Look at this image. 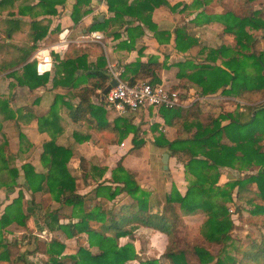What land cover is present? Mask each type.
Returning <instances> with one entry per match:
<instances>
[{
	"label": "trees",
	"instance_id": "1",
	"mask_svg": "<svg viewBox=\"0 0 264 264\" xmlns=\"http://www.w3.org/2000/svg\"><path fill=\"white\" fill-rule=\"evenodd\" d=\"M64 1L40 0L39 4L45 12L55 13V4H62ZM105 1L108 10L114 13L113 18L129 15L153 31H156V25L151 21L153 10L162 5L174 10L179 4L170 5L167 0ZM88 3L89 0H76L72 9L74 21L84 13L81 12V6ZM196 4H202V0L191 3L192 6ZM241 9V14L231 10L214 16L198 14L200 18L194 21L201 24L218 21L222 23L223 31L231 35L233 42L230 45L211 49V54L207 53L204 57V60L214 62L220 57L223 66L193 64L189 61L183 67L189 70L184 73L185 77L201 93H214L225 87V94L251 102L264 97V49L255 47L256 36L260 34L264 38V3L263 0H243ZM108 22L109 19L98 21L89 30L102 29ZM8 23L14 28L18 26L19 19L9 20ZM127 28L130 31V27ZM32 29L34 40L47 32V26H41L38 21H32ZM6 33L11 35L9 31ZM173 33L175 47L179 51L185 52L197 42L181 27L175 28ZM155 35L157 40H161L158 37L163 35L165 41H168L171 32L164 31ZM90 52L91 50L72 46L58 59V76L53 79L54 86L72 88L73 96L79 99L76 108L69 111L71 120L76 123L86 122L93 130L104 132L103 137L112 139L111 141L120 140L130 132L137 134L138 128L129 118L116 117L114 126L111 127L106 121L104 110L91 103L90 98L95 94L105 106L100 99L101 94L96 93V90L104 89L108 76L105 73L104 55L95 51L96 64H88L86 59ZM28 55V51L22 50L19 61H0V72L16 67ZM160 66L156 61H135L126 65L122 77L129 84L146 77L150 78V83L156 84L159 81L153 70ZM129 72L132 73L131 76ZM8 75L14 76L19 84L29 88H36L48 81V73L36 74L33 62L25 63L20 72L12 70ZM55 103L56 101L52 107ZM159 110L165 123L183 126L184 135L180 134L174 139L160 136L155 143L165 146L169 156L180 153L184 155L183 172L187 180L184 193L172 186L161 212L151 211L150 194L140 188L133 173L124 167L121 160L115 161L109 170V176L100 177L87 194L79 193L77 186H84L88 178L93 176L92 172L101 175L100 169H105L81 157L80 175L72 174L68 167L72 149L68 146L58 145L53 141L43 144L41 158L46 165L44 172L35 171L30 163L22 165L24 179L31 189L32 197L36 192H41L50 194L59 203V207L43 214V221L49 231H59L67 239L78 240L75 251L63 255L66 245L57 237L52 236L46 241L35 238L34 249L40 250L45 256L42 264H127L134 259L140 260L133 243L129 240L121 243L120 239H133L134 231L141 226L165 234L167 243L159 257L140 260L139 264H195L188 259L192 254L197 257L198 264H264V104L255 108L250 106L247 112L226 111L218 116L201 111L197 105L186 109L161 107ZM0 116L2 120L12 117L6 100H0ZM224 120L226 123H222ZM43 121L46 122L47 119ZM0 137L4 138V135L0 134ZM20 139H23L21 133ZM142 143L143 140L134 139L136 147ZM2 151L3 146H0V162L5 166L7 160L3 158ZM249 167L260 168L256 173H245L224 183L219 180L220 168L242 171ZM17 173L16 168L9 169V181L5 185H16ZM233 189L237 190L238 197L252 194L248 198L250 205L248 204L247 216L239 215L250 227L256 228L250 231L246 242L240 237L230 236L233 221L226 202L231 200ZM122 193L130 196L131 201L120 205L119 210L107 209L103 206V201H100L101 198L114 200ZM23 197V193L19 191L17 197L6 207L1 221L3 226L13 221L25 224L27 214L23 209ZM61 206L70 207L71 216L77 220L61 223ZM197 211H202L206 216L199 226L202 240L190 243L179 235L178 226L183 225L181 213L189 216ZM82 234L86 245L79 241ZM228 240H231L230 244H235L233 251L238 257L223 253L224 249L215 254L211 252L212 244L219 243L223 246Z\"/></svg>",
	"mask_w": 264,
	"mask_h": 264
},
{
	"label": "crops",
	"instance_id": "2",
	"mask_svg": "<svg viewBox=\"0 0 264 264\" xmlns=\"http://www.w3.org/2000/svg\"><path fill=\"white\" fill-rule=\"evenodd\" d=\"M1 1L3 2L0 5V49H2V52H0V61L13 62L15 59L19 61L22 56V50L28 51L29 55L24 62L20 61L16 67L0 73V100H6L8 102V109L12 114L11 118L5 120H2V116H0V134L4 135V138L0 137V146H3V158L5 157L7 160L5 166L0 162V264H23L24 262L27 264H41L45 256L40 250L34 249L33 241H35V238L39 241H46L50 237L55 236L66 245L62 253L63 255L75 251L74 244L76 245L78 241L76 238L67 239L59 231H49L43 221V214L46 210L40 206L37 198L40 196H49V194L36 192L32 197L31 189L24 179L22 169L24 163L32 164L37 172L46 171V165L41 158L43 144L46 141H53L58 145L68 146L72 149V156L69 159L68 167L70 169L71 160L77 157V172L73 173L70 169L71 173L76 176H79L81 173L79 167L81 157H84L91 164L97 166H99L97 162L102 165L109 158L114 159V162L121 160L126 169H131L133 173L135 172V175H133L140 188L150 194V208L152 212L162 211L166 196L169 194L167 192L168 186H176L181 193H184L187 186L185 183L186 180H182L183 170L180 173L181 175H178L173 169V161H181L182 163L184 160V155L181 153L180 155L168 156L167 166L170 167L169 163L171 164V169L169 168L168 172L169 176L162 177L159 186L155 185L153 181L154 177L151 174L143 172L145 171L143 169H139V167L143 168V160L153 155L159 157L161 151L164 153L168 152L165 146H160L155 143L157 138L163 136L166 139H174L180 134L184 135L183 126L165 123L159 109H153L152 107L141 108L134 112L118 115L114 109L102 105L95 94L92 95L90 98L91 103L104 110L106 121L111 127L114 126V119L116 117H126L138 128L137 134L130 132L122 139L113 141H111L112 139L103 137L104 132L90 128L86 122L76 123L71 120L69 111L76 108L79 99L73 96L72 88L62 85L54 86L53 79L55 80V76H58V59L63 57L64 53L72 46L91 50L86 59L88 64H96L97 55L94 53L95 51L103 54L106 74L108 63L121 65L125 69L126 65L134 63L135 61L144 63L156 61L160 63V68L153 70L159 83L178 89L184 98L193 100L188 106L179 107L182 109L197 105L201 111L218 116L220 113L229 111L225 109L219 111V108L221 106L227 107L229 104H232L233 100H240L241 103L247 104L246 101L240 98L225 94L223 91L225 87L219 88L214 93H201L185 77L184 73L189 70L185 71V67H183L189 61L193 62V64L209 63L223 66L220 57H217L215 62L206 61L204 57L211 54V49H217L222 45H230L232 43L231 35L223 31V25L218 21H210L203 24L195 23L194 21L200 18L197 16L198 14L204 13L209 16H214L231 10L236 14H241V3L243 0H237L239 2V11H236L232 6L225 7V4L221 5V0H202V4L193 6L191 5L192 2L200 0H167L170 5L176 4L173 2H181L183 4L175 12L168 11L165 5L155 8L151 14V21L156 25V31L150 30L129 15H124L119 19L113 18L114 13L108 10L105 0H89L88 4L81 6V12L84 11V13L75 21L72 19V9L76 0H65L62 4H55V13L45 12L44 8H41L39 4L40 0ZM231 1L226 0V2ZM192 8H194L192 11H187ZM208 8H210L209 11L207 10ZM181 13H191L193 15L187 18L183 24L171 25L170 22L174 17L180 16ZM100 15H103V20L109 19V22L104 28L96 30L102 35L101 40L78 41L79 34L90 31V26L96 23L95 20ZM16 19H19L18 26L11 28L8 21ZM32 21H38L41 23V26H47L46 34L37 40L32 38ZM127 27H130V31ZM178 27L183 28L188 35L197 40L185 52L179 51L175 47L173 32ZM64 30H67L69 38L73 41L63 54L51 51L50 46L58 40L59 33ZM7 31L10 32V36L7 35ZM164 31L171 32L169 40L165 41V36L163 35H159L158 38H161V40H157L155 34H160ZM259 39L264 42V38L258 34L255 45ZM37 50H45V54L48 53L44 57V60L40 62V68L45 70V73H48V81L44 85L36 88H29L26 85L19 84L14 76L8 74L12 70L20 72L22 66L28 62L35 63L36 67L37 60L34 54ZM180 64L181 66H179ZM129 75L131 76L132 73L129 72ZM141 80L150 81V78L146 77ZM96 93H100V99H102V91L97 89ZM198 95L208 98L199 100L196 99ZM54 101L56 103L52 107ZM239 110L241 111L243 108ZM43 119H47V121L44 122ZM222 123H226V120ZM20 133L23 135V139H20ZM134 139L143 140V143L139 147H136L134 145ZM122 140H125L128 146L127 153L125 154H120L118 149V145ZM151 146L156 147L159 153L157 154ZM82 149H84L83 153H80L78 156L74 155L75 150ZM13 168H16L18 172L16 185H5L9 181V169ZM108 172L106 176H109L110 172ZM95 185L96 183L93 182L91 177L88 178V182L84 186L78 185L77 187L79 193L87 194ZM87 188L90 189L88 190ZM82 190L88 191L84 192ZM19 191L24 196L22 203L24 212L27 214L26 222L24 225H21L13 221L3 226L1 222L2 215L6 207L17 197ZM151 196L153 197L151 198ZM117 197L127 199H124L120 205L131 201L130 196L124 193L119 194ZM116 198L111 200V202L114 203ZM100 201L107 202L109 200L101 198ZM103 206L105 207L106 205L103 203ZM57 207H59V203ZM64 207L70 209L68 206H61L60 212ZM106 208L109 209L108 207ZM110 209H114V207ZM117 210H119V207ZM42 211L44 212L43 214H41ZM71 212L68 215L65 214L66 212H61L63 216L60 217L59 221L61 223L70 222V220L72 222L76 221L77 219L71 216ZM35 222L39 223L41 226L40 229H42L40 231L44 232L46 237H43L39 233H33ZM30 229L32 230L31 233L34 234L33 236L24 234L26 230L30 231ZM144 233L149 235L145 239L142 237ZM84 238L85 236L82 234L79 240H83L84 242ZM123 238L134 244L135 241L138 243L143 240V247L146 250L138 252L134 245L136 253L138 256L143 254L147 257L155 258L161 255L167 243L165 234L143 226L134 231L133 239L130 240L128 237ZM158 238H161L164 242ZM154 239L160 242L162 241L163 245L162 248H158L157 246L158 249L155 250L157 254L152 255L151 252L154 251H152L153 249H149L148 246L150 244H156V240L154 241ZM139 250H141V247H139ZM38 256H40V260L38 259L39 263L33 259L34 257L38 258ZM66 264L70 263L66 262Z\"/></svg>",
	"mask_w": 264,
	"mask_h": 264
},
{
	"label": "rangeland",
	"instance_id": "3",
	"mask_svg": "<svg viewBox=\"0 0 264 264\" xmlns=\"http://www.w3.org/2000/svg\"><path fill=\"white\" fill-rule=\"evenodd\" d=\"M173 3H177V2H173ZM179 4L176 6V8L174 10H172L169 6L165 7L166 9H168V11L170 10L171 12H175L176 9H178L179 7L182 6L183 3L181 2H178ZM220 4H225V7L227 6H232V8H234L236 11H239L238 9V5H239V2H237V0H232L231 2H226V0H221ZM234 5V7H233ZM194 8L192 9H188L187 11H192ZM208 11L210 10V8L207 9ZM177 12V11H176ZM191 15V13H184L180 16H176L174 17V19L170 22L171 25H178V24H183L184 22H186V19L189 18ZM259 38V37H258ZM232 42H233V39H232ZM255 47L259 50H262L264 49V42L262 40H258L257 41V44L255 45ZM185 71H188L186 69H184ZM2 72V71H1ZM0 72V73H1ZM1 79V78H0ZM235 98H239L238 96H233ZM243 100V99H241ZM243 101H246V100H243ZM247 104L245 103H241L240 100H233L232 101V104H229L227 107H224V106H221L219 108V111H222L223 109L225 110H229L230 112H237V111H240L239 109L243 108V112H247L248 111V108L250 106L252 107H260L261 105L264 104V97L259 99V100H256V101H246ZM237 110V111H236ZM218 111V110H217ZM228 111V112H229ZM152 149H154V151L157 152V154L159 153L158 149L154 146H151ZM84 152V149L82 150H75L74 152V155L75 156H78L80 153H83ZM156 154V153H155ZM164 152L161 151V153H159V157L158 156H150V158L148 159H145L143 160V168L139 167L140 170H145L143 172H147L148 174H151L153 177H154V183L155 185L159 186L161 184V178L162 177H166V176H169V168L171 169V164L169 163L170 167H168L167 170H164L163 169V163L161 162V158L163 156ZM74 156V157H75ZM73 157V158H74ZM77 157H75L74 160H71V163H70V169L73 173H76L77 170H78V167H77ZM173 161V160H172ZM173 169L175 171V173L177 172V174L179 175L182 170H183V163H181V161H173ZM99 164V166L103 167L105 170H101L100 169V173L101 175H98L97 173L95 172H92V180L93 182H97L100 177H104L106 176L107 172L110 170V168L113 166L114 164V159H106L105 162H103V164L101 165V163L97 162ZM106 163V164H104ZM260 167H249L247 169H244L242 171H238L236 169H229V168H220L219 169V173H220V182L221 183H224L225 181L227 180H231V179H236V177H238L239 175H245L246 174H253V173H256V171L259 169ZM129 171H132L133 173V170H129ZM109 173V172H108ZM135 173V172H134ZM133 173V174H134ZM241 173V174H240ZM135 175V174H134ZM181 175V174H180ZM182 180H186V176L185 174H182ZM186 185H187V180H186ZM88 190L90 188H87ZM172 189V186H168V190L167 192H170ZM88 190H82V191H88ZM154 196V195H153ZM151 196V198L153 197ZM252 196V194H249L248 196H242V197H238L237 196V190L236 189H233L232 191V196H231V200L230 201H227L226 202V206H227V210H228V213L230 214V217L233 221V228L231 229L230 231V236L233 237V236H236V237H240L241 240H243V242H246L247 241V236L249 235L250 231L251 230H256V228L254 227H250L247 223H246V220H243L239 217V215H242V216H247L248 214V208H249V200L248 198ZM155 197V196H154ZM165 197V196H164ZM30 199V198H28ZM127 200L126 198H120V197H117L116 200H115V204L112 203L111 201H107V202H103L108 208H112L114 207L115 210H117V208L120 206V204L122 203V201ZM53 197L49 194V196H40L37 198V202L40 204V206L45 209L46 211L47 210H50L51 208H55L58 206V203L53 202ZM36 202V204H37ZM124 203V202H123ZM153 203V202H152ZM249 204V205H248ZM72 209L70 208H62L61 209V212L64 213L66 212L65 214L68 215V213H70ZM44 211V210H43ZM41 212V214H43L44 212ZM181 217H182V222H183V225L181 226H178L180 227V234L182 237L186 238L187 241H189L190 243H195V242H200L202 240V236L199 232V226H200V223L201 221L203 220V218L205 219V213H203L202 211H197L196 213H193L191 215H185L184 213H181ZM75 219H77L76 217H74ZM70 222H72V220H70ZM35 227L33 229V233H39L41 234L43 237H46L45 236V233L40 231L42 229H40V225L38 222H35L34 223ZM32 230L30 229V231L26 230V232H24V234L26 235H29V236H33L34 234L31 233ZM155 234V232H153ZM159 235V234H157ZM149 235L148 234H143L142 237L145 239L147 238ZM160 236V235H159ZM137 237V236H136ZM137 238H140V237H137ZM160 240H162L161 238H158ZM156 240V244L152 245L150 244L148 247L149 249H153L152 251L154 252H151L152 255H155V250H157L158 248H162V245H163V242L161 241H157V239H154V241ZM80 243L82 244H85L83 242V240H79ZM124 241H127L125 238L121 239V243H124ZM161 243V244H160ZM231 243V240H228L227 241V244L226 245H223L222 244H212L211 246V252L213 254L215 253H218L220 252V249H224L225 252L223 253H227L228 255L230 256H233V257H238L237 254L233 251L234 250V247L235 244H230ZM79 244V243H78ZM189 244V243H188ZM133 245H135L136 249L138 252L142 251V250H146V248L143 247V240H141L140 242L136 243L135 241V244L133 243ZM156 245V246H155ZM234 245V246H233ZM74 246H76L74 244ZM73 246V247H74ZM158 246V248H157ZM139 247H141V250H139ZM147 248V250H149ZM150 251V250H149ZM157 254V253H156ZM140 258V260H145L149 257H147L146 255H143V254H140V256H138ZM29 259H32V258H29ZM33 259H35L36 261H38V259L40 260V256L37 257H34ZM43 259V258H42ZM189 261L191 263H195V264H198L199 261L197 259V257L192 254L190 258H188ZM139 259H134L132 261H129L127 264H139ZM39 263V261L37 262ZM42 264V263H41ZM161 264H167V263H164V262H161ZM208 264H212V262L208 263Z\"/></svg>",
	"mask_w": 264,
	"mask_h": 264
},
{
	"label": "built area",
	"instance_id": "4",
	"mask_svg": "<svg viewBox=\"0 0 264 264\" xmlns=\"http://www.w3.org/2000/svg\"><path fill=\"white\" fill-rule=\"evenodd\" d=\"M102 35L99 31H88L80 33L78 41H100ZM76 39V40H77ZM73 40L69 38L67 30L62 31L58 35V40L50 46L51 51L63 54ZM45 50H37L34 54L37 60L36 74L43 75L45 70L40 68V62L44 60ZM44 63V62H43ZM124 67L113 63L107 64V84L111 80H115V85H111L109 90L102 96L105 106L116 111L118 115L127 112H134L141 108L152 107L153 109L176 108L188 106L193 100L186 99L179 90L172 89L163 83L152 84L149 80H139L133 84H129L123 79L122 74ZM208 97H198L196 99L204 100ZM243 104V103H242ZM119 153H127L128 146L126 141L122 140L118 145Z\"/></svg>",
	"mask_w": 264,
	"mask_h": 264
},
{
	"label": "water",
	"instance_id": "5",
	"mask_svg": "<svg viewBox=\"0 0 264 264\" xmlns=\"http://www.w3.org/2000/svg\"><path fill=\"white\" fill-rule=\"evenodd\" d=\"M103 20V15H100L96 20L95 22L97 21H102ZM115 80H111L105 87L104 89L102 90V96L109 90L110 86L111 85H115ZM168 156H169V153L168 152H165L161 158V162L163 163V168L166 170L167 169V162H168Z\"/></svg>",
	"mask_w": 264,
	"mask_h": 264
}]
</instances>
